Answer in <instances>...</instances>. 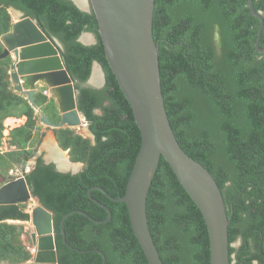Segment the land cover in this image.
Wrapping results in <instances>:
<instances>
[{
	"label": "trees",
	"instance_id": "obj_1",
	"mask_svg": "<svg viewBox=\"0 0 264 264\" xmlns=\"http://www.w3.org/2000/svg\"><path fill=\"white\" fill-rule=\"evenodd\" d=\"M9 6L36 19L48 37L61 42L64 66L77 89L94 61L105 76L101 89L79 87L77 95V107L95 140L85 152L83 169L64 173L38 160L25 174L32 194L53 213L59 264H101L103 256L94 249L104 254L103 264H149L125 203L96 188L87 194L99 185L113 197L122 196L141 142L131 107L104 56L94 13L81 11L71 0H0V35L12 24ZM253 6L264 10V0H253ZM258 25L247 0H154L152 31L159 45L167 116L180 146L208 169L221 189L230 220L232 264H264V52L254 47ZM83 31L92 32L96 42L80 43ZM259 45L264 47V30ZM9 62V57L0 59V129L1 118L11 115L10 103L21 105L29 118L33 113L26 98L7 89ZM30 129L16 128L13 141L23 147ZM77 137L67 128L59 132L63 146ZM95 200L109 208L108 221H94L108 216ZM71 210L90 217L72 212L61 227L63 215ZM146 212L164 264H209L203 217L163 157L147 194ZM4 225L0 223V241L4 229L17 240L14 227ZM236 240L239 245L233 246Z\"/></svg>",
	"mask_w": 264,
	"mask_h": 264
},
{
	"label": "water",
	"instance_id": "obj_2",
	"mask_svg": "<svg viewBox=\"0 0 264 264\" xmlns=\"http://www.w3.org/2000/svg\"><path fill=\"white\" fill-rule=\"evenodd\" d=\"M71 1L81 11L94 13L104 56L131 107L141 137L124 194L113 197L99 185L91 186L87 194L90 196V191L96 188L111 200L125 203L133 233L147 262L164 264L151 235L146 212L147 194L160 158L163 157L203 217L209 238V264H232L228 240L230 220L221 189L208 169L180 146L167 116L161 89L159 45L152 31L154 0ZM247 6L259 20L254 47L258 52H264V47L259 45L264 30V15L254 9L253 0H247ZM9 8L17 15V19L13 21L10 30L0 37L3 45L0 59H10L7 69L14 89L37 109L43 124L53 128L83 127L93 141L86 119L77 107L74 80L66 70L60 54L61 42L57 38L48 37L36 19L12 6ZM83 35L90 36L89 40H83ZM214 36L218 43L219 31L216 25ZM77 40L84 45L96 42L95 35L88 31L81 32ZM101 69V65L94 61L87 81L92 83L91 77L95 71L103 75ZM44 86L50 89L56 101L60 113L58 123L50 121L35 103L36 92ZM57 148L63 152L60 147ZM44 159L45 163L50 162V158ZM55 165L59 172L78 171V167L63 168L57 162ZM29 199H37V204L29 210L21 209L20 203ZM96 202L105 207L108 216L94 221H108L111 217L109 208ZM72 212L90 217L83 210H71L63 215L61 227L64 218ZM6 221L30 225L34 253L24 264H59L53 213L32 194L25 174L8 177L0 185V223ZM61 232L64 240L62 229ZM94 250L102 254L103 264L104 254L99 249Z\"/></svg>",
	"mask_w": 264,
	"mask_h": 264
},
{
	"label": "rangeland",
	"instance_id": "obj_3",
	"mask_svg": "<svg viewBox=\"0 0 264 264\" xmlns=\"http://www.w3.org/2000/svg\"><path fill=\"white\" fill-rule=\"evenodd\" d=\"M10 7V6H9ZM7 8L6 11L9 14L10 21L13 23L17 19V15L10 9ZM12 25V24H11ZM11 28V27H10ZM2 35V34H1ZM0 35V37H1ZM87 36V35H84ZM88 38L90 36H87ZM0 45H3L0 41ZM2 51V50H1ZM4 59V58H3ZM8 65V64H7ZM6 65V69H7ZM8 80L7 89L13 93L25 96L14 89V84L10 80L9 71L7 69ZM37 94V95H36ZM35 96H38L40 100L42 96L45 99L42 101L37 100V108L47 114L48 118L53 116L55 120L60 119V113L57 108L56 101L50 91L46 86L42 87L37 91ZM11 115L1 118V129H0V185L8 177H16L20 174H25L28 170L30 171L34 167L35 157H38L42 151L49 147L50 145L56 144L63 150V157L70 162V165L77 166L79 169H83L85 165V152H87L89 146L93 143L92 139L87 135L80 126L68 127L63 126L57 130L54 134V130L51 127L43 124L40 121V117L37 109L33 108L32 117L29 118L27 113L23 112L24 108L21 105L9 104ZM47 110V111H46ZM98 112V110H97ZM1 113V111H0ZM15 118L16 121L7 125L6 118ZM1 117V114H0ZM31 120V123L30 121ZM30 126V130L27 133V142L23 147L18 145V142H14L13 138L18 135L14 130L19 127L27 128ZM67 128L69 130L70 136L74 138L77 137L76 142L68 141L65 145L60 144L59 132L62 129ZM57 134V135H56ZM44 145L46 147H44ZM81 145V150H76ZM82 151V152H80ZM46 156V155H45ZM68 162V161H67ZM69 163V162H68ZM75 163V164H72ZM37 204V199H29L25 203H20V208L24 210H29L31 207ZM6 227L13 226L14 230L18 232L17 240H15V235L9 234L6 229H4L3 240L0 241V264H24L29 261L34 253V247L30 239V225L25 222H9L6 221ZM239 240L233 243V246L239 245ZM29 253L27 259L22 260L25 253Z\"/></svg>",
	"mask_w": 264,
	"mask_h": 264
},
{
	"label": "flooded vegetation",
	"instance_id": "obj_4",
	"mask_svg": "<svg viewBox=\"0 0 264 264\" xmlns=\"http://www.w3.org/2000/svg\"><path fill=\"white\" fill-rule=\"evenodd\" d=\"M261 12H262V14L264 15V10H260ZM25 14V13H24ZM214 33H215V31H214ZM215 37V36H214ZM55 38V37H54ZM83 39V38H82ZM95 39H96V37H95ZM84 40V39H83ZM102 70V69H101ZM102 73V72H101ZM95 75L97 76V82L96 83H89L87 80H88V78L86 79V80H84V81H81V82H78V86L80 87V88H93V89H101L103 86H104V84H105V76H104V72H103V75H101L100 73H98L97 71H95ZM99 75H100V77H99ZM74 87H75V89H76V92H77V95H78V93H79V87H78V89L76 88V81L74 82ZM47 111V110H46ZM47 115V114H46ZM48 116V115H47ZM49 120L50 121H52V122H54V123H58L59 122V120H55V118L53 117V116H51V117H49ZM87 122V121H86ZM87 125H88V123H87ZM48 126V125H47ZM48 127H50V126H48ZM63 127V126H62ZM51 128H53V127H51ZM59 128H61V127H59ZM59 128H53V130H54V134L57 132V130L59 129ZM57 135V134H56ZM94 135H93V143H94ZM54 146H58L57 144H56V141H55V144H53ZM53 145L51 146V147H53ZM59 147V146H58ZM48 149L46 148L45 150H43L42 151V153L38 156V157H35V163H34V165L38 162V160H40L43 164H46V165H52L53 167H54V169L56 170V161L54 160V159H52V157H48V158H50V162L49 163H45L46 161H45V159H44V157H45V155L48 153ZM52 160H54V161H52ZM71 162V161H70ZM78 167V171L77 172H75V173H78V172H80L82 169H79V165L77 166ZM73 169V168H72ZM58 171V170H57ZM29 172V171H28ZM68 173H71V172H68ZM75 173H71V174H75ZM26 174V173H25ZM54 231H55V229H54ZM55 236H56V234H55ZM232 257H234V255H232ZM254 262H256V261H254ZM254 262L252 263V264H254ZM256 264H257V262H256Z\"/></svg>",
	"mask_w": 264,
	"mask_h": 264
},
{
	"label": "bare ground",
	"instance_id": "obj_5",
	"mask_svg": "<svg viewBox=\"0 0 264 264\" xmlns=\"http://www.w3.org/2000/svg\"><path fill=\"white\" fill-rule=\"evenodd\" d=\"M78 1L81 2V3H84V0H78ZM82 38L84 40H89V38L87 36H84V35H83ZM99 77H100V75H99ZM91 82L93 84L97 82V76L95 75V72H94L93 76L91 77ZM6 119H7L6 120V124L7 125H9V124L13 123L14 121H16L15 118H6ZM81 128L84 129L85 133H87L85 128H83V127H81ZM51 146L47 147V149L49 151H48V153L46 154L45 157H52V159H54L63 168H74V169L77 168L78 165L77 166L70 165V162L63 157L62 152L59 151L56 146H54V145H53V147H51ZM72 164H75V163H72Z\"/></svg>",
	"mask_w": 264,
	"mask_h": 264
},
{
	"label": "crops",
	"instance_id": "obj_6",
	"mask_svg": "<svg viewBox=\"0 0 264 264\" xmlns=\"http://www.w3.org/2000/svg\"><path fill=\"white\" fill-rule=\"evenodd\" d=\"M36 95H37V94H36ZM8 118H12V117L9 116Z\"/></svg>",
	"mask_w": 264,
	"mask_h": 264
}]
</instances>
